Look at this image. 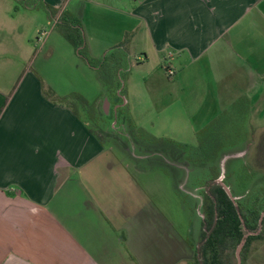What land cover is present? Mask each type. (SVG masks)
I'll list each match as a JSON object with an SVG mask.
<instances>
[{"label": "crops", "instance_id": "crops-1", "mask_svg": "<svg viewBox=\"0 0 264 264\" xmlns=\"http://www.w3.org/2000/svg\"><path fill=\"white\" fill-rule=\"evenodd\" d=\"M8 1L0 0V264H163L173 256L164 248L154 261L143 251L149 206L159 215L147 187L70 108L44 95L43 83L66 94L32 71L35 52L19 43L21 8ZM44 1L62 7L52 25L65 11L80 17L91 57L99 43L107 54L130 35L165 83L201 103L199 131L242 97L249 118L264 120V0ZM67 51L69 60L78 55Z\"/></svg>", "mask_w": 264, "mask_h": 264}, {"label": "rangeland", "instance_id": "rangeland-1", "mask_svg": "<svg viewBox=\"0 0 264 264\" xmlns=\"http://www.w3.org/2000/svg\"><path fill=\"white\" fill-rule=\"evenodd\" d=\"M6 4L5 0L3 7ZM19 7V43L21 52L26 47L35 52L32 71L41 79L43 76L46 80L59 84L56 86L66 94L65 97L78 95L90 106L96 105L102 98L96 121L81 112L85 122L94 128L106 147L113 150L121 158V162H125L139 177L147 187L150 199L157 205L159 215L153 218L150 212L154 206H149L148 231L144 229L142 234L147 243V247L143 249L146 257L151 261L157 260L159 251L164 248V252L173 256H169V259L166 257L163 264H192L201 239L204 183L210 174L206 164L193 165L188 162L179 144H197L199 127L196 126L206 122L205 116L203 119L201 112L197 111L201 103L191 101L186 93L187 89L182 92V87L177 89L165 83L163 77L167 78L160 70L155 69V60L152 58L150 63L147 62L138 44L131 47L128 45L131 53L121 74L117 76V87L113 95H109L99 72H94L76 53L70 60L67 55H63L66 50L69 53L74 48L61 34L58 26L52 25L45 8L31 7L32 10H29L26 6ZM58 39L60 45L56 41ZM115 40L117 38L100 41ZM130 41L129 35L123 42ZM89 42L91 43L90 38ZM98 46L100 49H95V57H91L97 64L106 54L101 51L102 44L99 43ZM53 48L58 51L55 53ZM63 57L67 64L64 67L60 65L58 69ZM139 57L144 60L141 61ZM104 98L110 100L107 107L104 105ZM140 128L163 141L155 144L144 140L136 131ZM112 135L116 141L109 140ZM233 138L238 139V145L225 152L219 161L222 179L224 182L228 179V184L231 182L232 187L237 190V173L234 174V171L249 166L257 175L251 180L250 189L243 193L251 197L255 194L264 197V120L249 118L239 134L233 133ZM236 192L234 196L237 201H250L245 200L248 198L246 194ZM166 221L165 225L162 224ZM171 261L173 262L169 263ZM236 263L238 264V260ZM242 264H264V242H254L251 251L242 259Z\"/></svg>", "mask_w": 264, "mask_h": 264}, {"label": "trees", "instance_id": "trees-1", "mask_svg": "<svg viewBox=\"0 0 264 264\" xmlns=\"http://www.w3.org/2000/svg\"><path fill=\"white\" fill-rule=\"evenodd\" d=\"M15 1L17 2L15 11L19 9V6L43 7L51 21L56 19L60 11L44 0ZM57 26L61 34L78 52V55L91 67L97 68L105 86V91H108L109 95H113L117 87V76L121 74L122 67L130 55L128 42H123L110 50L97 64L88 52L83 23L80 17L72 12L65 11L58 19ZM170 69L168 65L165 66L169 78L172 79L173 76L169 74ZM43 90L44 95L48 99L53 101V103L70 108L85 124L87 123L81 112L86 113L89 118L96 121L98 117L96 105L90 106L78 95L72 97L58 96L44 83ZM250 108L251 101L246 97L240 98L229 110L223 112L198 132L195 146L179 144L188 162L193 165L206 164L210 174V177L204 183L201 206L203 213L201 239L199 246L196 248L192 264H237L236 252L246 234L259 232L260 219L264 212V200L262 201L264 197L260 194H255L251 197V195L248 196L247 193H243L250 189L252 179L257 175L256 171H253L249 166H243L234 171V174L237 173L235 174L237 190L232 187L231 182L230 185L228 184V179L227 182L225 181L231 187V190L233 189V195L236 196V191L246 194L248 198L245 200L250 199L247 203L244 201L234 202L223 186L218 183V179L221 176L219 161L225 152L231 151L238 145V139L233 138V133L239 134L241 132V128L249 119ZM87 126L89 131L101 140L94 128ZM136 131L140 137L148 142L156 144L163 141L149 134L144 129L140 128L136 129ZM112 138H109V140H117ZM101 142L105 144L102 140ZM256 241L264 242V219L262 230L259 234L250 235L246 239V244L241 254L243 260Z\"/></svg>", "mask_w": 264, "mask_h": 264}, {"label": "water", "instance_id": "water-1", "mask_svg": "<svg viewBox=\"0 0 264 264\" xmlns=\"http://www.w3.org/2000/svg\"><path fill=\"white\" fill-rule=\"evenodd\" d=\"M218 183H220L223 188L225 189V191L227 192V194L229 195V197L234 201L237 202L236 197L233 195V192L231 190V188L224 182V179H222V177L220 176V178L218 179ZM264 219V212L261 215V219H260V229L259 232L262 230V222ZM258 233H248L246 234L245 238L243 239V241L241 242V244L239 245L237 252H236V256H237V260H238V264H242V250L246 244V239L250 236V235H258Z\"/></svg>", "mask_w": 264, "mask_h": 264}, {"label": "built area", "instance_id": "built-area-1", "mask_svg": "<svg viewBox=\"0 0 264 264\" xmlns=\"http://www.w3.org/2000/svg\"><path fill=\"white\" fill-rule=\"evenodd\" d=\"M172 57H173V56H170V58H172ZM169 74H170L171 76H174V72H173L172 69H170Z\"/></svg>", "mask_w": 264, "mask_h": 264}]
</instances>
